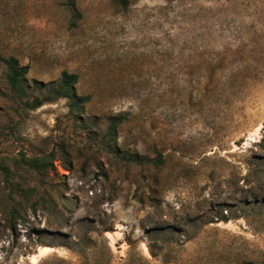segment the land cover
Returning a JSON list of instances; mask_svg holds the SVG:
<instances>
[{
    "label": "rangeland",
    "instance_id": "374dc122",
    "mask_svg": "<svg viewBox=\"0 0 264 264\" xmlns=\"http://www.w3.org/2000/svg\"><path fill=\"white\" fill-rule=\"evenodd\" d=\"M63 72L81 111L31 110ZM40 247L37 264H264V0H0V264Z\"/></svg>",
    "mask_w": 264,
    "mask_h": 264
},
{
    "label": "trees",
    "instance_id": "16d2710c",
    "mask_svg": "<svg viewBox=\"0 0 264 264\" xmlns=\"http://www.w3.org/2000/svg\"><path fill=\"white\" fill-rule=\"evenodd\" d=\"M75 1L76 0H67L69 5H73ZM116 3L118 6L126 9L130 4V0H116ZM2 62L7 69L5 80L10 89L18 96L26 94L24 85L26 83L25 77L30 69L29 66H21L17 59L12 57L8 59H2ZM77 82L78 75L63 72L57 85L54 83L47 84L46 99L39 101V98H37L29 108L31 110H36L45 103H52L59 99H67L69 101L71 110H77V112L81 111L80 107L83 106V103L88 99L77 95L75 87ZM37 87L41 88L44 86L37 84ZM123 120L124 116H115L110 119L108 134L115 136L117 134V127Z\"/></svg>",
    "mask_w": 264,
    "mask_h": 264
},
{
    "label": "bare ground",
    "instance_id": "6f19581e",
    "mask_svg": "<svg viewBox=\"0 0 264 264\" xmlns=\"http://www.w3.org/2000/svg\"><path fill=\"white\" fill-rule=\"evenodd\" d=\"M54 249L51 247H40L39 248V252L36 254H33L30 256V261L32 264H37L38 263V258L41 256H44L48 253H50L51 251H53ZM144 250L146 251L147 254H149L148 252V248L146 246H144Z\"/></svg>",
    "mask_w": 264,
    "mask_h": 264
}]
</instances>
